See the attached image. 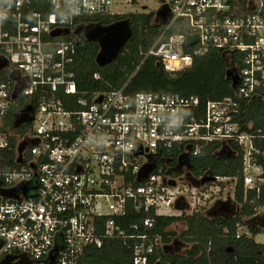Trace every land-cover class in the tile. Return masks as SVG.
<instances>
[{
    "label": "built area",
    "instance_id": "1",
    "mask_svg": "<svg viewBox=\"0 0 264 264\" xmlns=\"http://www.w3.org/2000/svg\"><path fill=\"white\" fill-rule=\"evenodd\" d=\"M158 1L169 19L146 58L176 73L212 49L240 55L233 97L203 103L197 96L133 95L123 87L87 99L70 69L82 40L75 31L89 25L81 19L122 15L114 11L122 2L0 0V74L8 76L0 81V128L12 106L31 108L33 119L18 140L16 167H5L10 142L0 130V264H82L109 240L131 251L132 264H152L167 249L162 236L149 233L156 218L203 213L208 192L230 181L183 184L157 162H189L213 143H221L222 153L229 144L243 148L246 190L259 192L264 184L262 172L258 183L249 176L255 136L237 121L244 103L264 96V0ZM178 203L188 208L178 211ZM131 208L146 218L124 226Z\"/></svg>",
    "mask_w": 264,
    "mask_h": 264
},
{
    "label": "trees",
    "instance_id": "2",
    "mask_svg": "<svg viewBox=\"0 0 264 264\" xmlns=\"http://www.w3.org/2000/svg\"><path fill=\"white\" fill-rule=\"evenodd\" d=\"M125 19L131 23L133 36L112 64L104 68L96 65L95 59L99 52L97 43L82 39L76 47L70 69L76 75L78 90L87 99L93 93L103 94L123 87L133 95L165 93L197 96L203 103L234 96L237 90V70L234 65L236 63L240 66V55L212 49L204 56L196 57L190 68L176 73L167 72L157 58H146L147 52L164 30V26L156 21L154 13L84 18L79 21L83 22L81 24L107 26ZM96 74L99 79L94 78ZM0 81H8V77L4 75ZM73 107L78 109L76 105ZM20 111L21 106H12L0 128L7 133L10 142V148L5 153L6 168L16 167L18 138L31 127L27 124L14 129V119ZM237 121L242 132L255 136L253 164L262 170L260 178L264 179V96L244 103ZM221 147V143H213L199 157L190 158L186 163L194 178L201 177L210 181L221 177L236 182L233 200L236 213L227 218H212L205 213L183 214L177 218L157 217L150 234L162 236L164 243L169 244L177 237L172 226L182 221L186 230L177 237V244L184 242L190 248L177 250V254L173 255H166L159 250L153 256L152 264L157 260H160L157 264H264V244L255 241L256 236L264 233L263 228L248 223L251 219L257 222L260 218L259 210L264 209V184H261L259 192L246 190L243 148L229 144L228 151L219 154ZM173 162L176 164L175 160ZM157 165V169L163 167V171L169 175H181L178 169L169 170L170 166L165 163L158 161ZM145 218L146 215L131 208L123 225L140 224ZM241 225L247 228L250 236L238 234ZM82 264H132V253L122 242L109 240L105 241L102 249H91L86 253Z\"/></svg>",
    "mask_w": 264,
    "mask_h": 264
},
{
    "label": "water",
    "instance_id": "3",
    "mask_svg": "<svg viewBox=\"0 0 264 264\" xmlns=\"http://www.w3.org/2000/svg\"><path fill=\"white\" fill-rule=\"evenodd\" d=\"M144 10H147V7H143ZM169 19V14L166 10H159L156 13V21L159 22V24H165ZM68 31L64 32H54L53 37L57 36H67ZM75 34L88 42H94L99 45V52L96 56L95 62L96 65L100 68H104L110 64H112L120 55L122 52L124 46L128 43V41L133 36V32L131 29V23L129 20H121L119 22H116L111 25H101L97 23H91L89 25H82L79 26ZM5 67V64L3 66H0V70ZM12 79H18V75L13 74L11 76ZM235 80V79H234ZM236 81V80H235ZM25 86L24 83H21L17 85L15 92L13 94V98L16 99L21 92L24 90ZM102 98L99 99L101 101ZM32 113L31 108H26L19 112L17 116L14 119V127L18 128L19 126L23 125L26 122H31L33 119L30 117V114ZM24 150V144L19 145L18 147V162L19 164H22V153ZM149 167V168H148ZM144 167L142 170V175L145 174V172L148 171L151 172L154 168V166H148ZM209 182V180H203L201 183L195 180L193 177L190 178V183L195 186L199 187V185H204L205 183ZM175 185V184H173ZM176 209L178 211L182 210V207L178 203L176 205ZM235 210H232V213L235 214ZM207 216L212 217L215 216L213 211L206 213ZM232 251V250H231ZM230 251V252H231Z\"/></svg>",
    "mask_w": 264,
    "mask_h": 264
},
{
    "label": "rangeland",
    "instance_id": "4",
    "mask_svg": "<svg viewBox=\"0 0 264 264\" xmlns=\"http://www.w3.org/2000/svg\"><path fill=\"white\" fill-rule=\"evenodd\" d=\"M118 1H121L122 4L121 5H119V4L114 5V11L116 13H120L122 15H126V14H150V13H154L156 15L157 11L160 9V3L158 0H149L148 2H145V3L140 1V0H116V2H118ZM144 6L147 7V10L143 9ZM125 20H128V19H125ZM6 73L7 72H3L2 75H5ZM219 154H221V151L219 152ZM165 162L167 163L168 160H166ZM170 168H169V170L177 171V169H178V171L181 172V175L178 177L176 176V177H177V180H181V182L183 184H188L190 182V178L193 177L191 170L189 169V164H187L186 162L176 163L174 167H170ZM261 172H262V170L255 165H253L251 168H249V176L253 177L255 179L256 183H258L259 175L261 174ZM235 184H236V182H234V181H229L228 183L220 184L219 185V187H220L219 189L221 190L220 192H219V189H217L215 186H214L213 190L210 189L211 191H209L208 193L212 198L206 203L205 208L211 212L212 210H214L213 208H214L215 203H217L216 206H218L219 204H221V202H223V203L229 202V201L233 202ZM207 188H209V186ZM180 206L182 207V210L185 209L186 207L188 208V206L185 204H180ZM233 209H236L235 205H234ZM185 214H188V213L186 212ZM258 217H260V218L257 222H254L251 219L248 221V223H254L257 226H261L263 228V231H264V209L259 210V216ZM172 230L174 232H176L177 237H179L181 235V233H183L186 230V228H185L184 223L182 221H179V222L174 223V225L172 226ZM238 234L240 236H242L243 234H247L250 236L247 228L244 227L243 225L238 227ZM255 240L257 243L264 244V233L260 234L258 237H256ZM173 241H174V239L168 245H166V247L171 248L173 246V244H172ZM182 246H184L183 251H185L187 248L188 249L190 248L186 243H184V242L180 243L179 242L177 244V249L179 247H182Z\"/></svg>",
    "mask_w": 264,
    "mask_h": 264
},
{
    "label": "flooded vegetation",
    "instance_id": "5",
    "mask_svg": "<svg viewBox=\"0 0 264 264\" xmlns=\"http://www.w3.org/2000/svg\"><path fill=\"white\" fill-rule=\"evenodd\" d=\"M173 164H175V162H173V161L167 163V165L170 167L173 166ZM227 206H228V204H221V205L213 208L214 210H212V211H213L214 215H218V216L224 215V214L227 215L228 213H231L230 209ZM206 212H207V210L204 211L205 214H206ZM172 244H173V246L168 249V254H171V255L177 254V239H175Z\"/></svg>",
    "mask_w": 264,
    "mask_h": 264
},
{
    "label": "crops",
    "instance_id": "6",
    "mask_svg": "<svg viewBox=\"0 0 264 264\" xmlns=\"http://www.w3.org/2000/svg\"><path fill=\"white\" fill-rule=\"evenodd\" d=\"M1 70H2V69H1ZM1 70H0V71H1ZM5 75L7 76V73H6ZM2 76H4V75L0 74V77H2ZM7 77H8V76H7ZM27 123H29V122H26L25 124H27ZM21 126H23V125H21ZM19 127H20V126H19ZM14 129H17V128L14 127ZM18 140H19V138H18ZM17 145H18V143H17ZM221 153H222V152H221ZM168 162H171V161L168 160ZM168 162H167V163H168ZM167 163L165 162V165H166V166H168ZM179 172H180V171H179ZM201 182H202V181H201ZM231 200H232V199H231ZM216 204H217V203L214 204V208L217 207ZM221 204H228L227 207L230 209L231 213H228L227 215H226V214H224V215H219V216H218V215H215V216H212V218H219V217L227 218V217L234 216V214L232 213V210H235L234 212H236L237 210H236V209H233V207H234V205H233L234 203H233V202H230V201H229V202H224V203L221 202ZM221 204H219V205H221ZM219 205H218V206H219ZM209 212H210V211L207 210L206 213H209ZM258 236H259V235H258ZM258 236H256V237H258ZM256 237H255V239H256ZM175 239H177V237H176ZM175 239H174V240H175ZM163 241H164V240H163ZM255 241H256V240H255ZM164 244H165V246L168 245L167 243H164ZM166 248H167V247H166ZM168 249H169V248H167V250L164 251V254H166V255L168 254ZM183 249H184V246L179 247L177 250L180 251V250H183ZM187 249H188V248H187Z\"/></svg>",
    "mask_w": 264,
    "mask_h": 264
}]
</instances>
